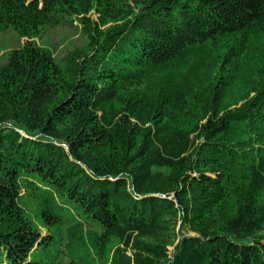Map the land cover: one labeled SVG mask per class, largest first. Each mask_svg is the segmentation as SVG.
Here are the masks:
<instances>
[{
    "label": "trees",
    "instance_id": "obj_1",
    "mask_svg": "<svg viewBox=\"0 0 264 264\" xmlns=\"http://www.w3.org/2000/svg\"><path fill=\"white\" fill-rule=\"evenodd\" d=\"M9 30L0 264H264V0H0Z\"/></svg>",
    "mask_w": 264,
    "mask_h": 264
},
{
    "label": "rangeland",
    "instance_id": "obj_2",
    "mask_svg": "<svg viewBox=\"0 0 264 264\" xmlns=\"http://www.w3.org/2000/svg\"><path fill=\"white\" fill-rule=\"evenodd\" d=\"M23 42L24 40L20 42L11 30L3 34L0 37V62H5L11 53L17 55ZM37 42L49 48L57 59H61L74 47L83 45L86 42V37L79 22H75V26L68 23L47 29L41 38L37 39ZM179 226L180 223L177 225V230H180ZM170 249L172 250V247Z\"/></svg>",
    "mask_w": 264,
    "mask_h": 264
}]
</instances>
